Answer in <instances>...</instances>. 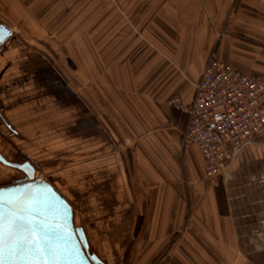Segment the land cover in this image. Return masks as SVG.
I'll return each instance as SVG.
<instances>
[{"label":"crops","instance_id":"crops-1","mask_svg":"<svg viewBox=\"0 0 264 264\" xmlns=\"http://www.w3.org/2000/svg\"><path fill=\"white\" fill-rule=\"evenodd\" d=\"M52 8L60 13L61 0ZM8 28L0 59L14 53L0 60V132L17 163L56 169L47 180L71 201L89 246L119 252L112 231L120 242L135 230L134 257L148 261L175 238L162 264H258L249 257L264 252L250 247L262 244L264 229L251 214L264 212V137L209 179L198 146H182L187 116L167 101L194 95L211 53L264 81V0H82L64 26L78 78L66 62L63 74L46 59L36 60L34 77L6 74H16L23 49ZM12 172L23 174L0 162V178Z\"/></svg>","mask_w":264,"mask_h":264},{"label":"built area","instance_id":"built-area-1","mask_svg":"<svg viewBox=\"0 0 264 264\" xmlns=\"http://www.w3.org/2000/svg\"><path fill=\"white\" fill-rule=\"evenodd\" d=\"M167 104L187 116L182 146H198L209 179L222 176L244 145L264 137V81L214 53L194 95L188 101L173 95Z\"/></svg>","mask_w":264,"mask_h":264},{"label":"rangeland","instance_id":"rangeland-1","mask_svg":"<svg viewBox=\"0 0 264 264\" xmlns=\"http://www.w3.org/2000/svg\"><path fill=\"white\" fill-rule=\"evenodd\" d=\"M58 1L60 0H47L41 4L42 6H40V4L37 5L38 0H0V22L15 30L14 36L16 37H14L15 40H12V42H14L13 44H17V47L23 48L19 57L16 58V61L18 62V65H16V74L13 75V72H15L14 69L7 73L4 71V73L9 74V76L12 75L13 78L17 76L34 77V69L32 66L38 62L36 60L46 59L49 63L57 65L63 74V65L66 62L68 70L73 73L75 78H78L76 76L78 71L75 70L71 63L68 64L65 55L64 26L70 19L71 15L76 17L79 14L82 0H66V2L61 0L62 11L56 14L52 12V7L53 4L58 3ZM12 53L14 52H10V54ZM10 54H7L6 57ZM6 57L0 60L5 61V59H7ZM23 62L27 63L23 64ZM8 68L9 67H6V69ZM3 77V73H0V91ZM10 139V136L4 135L0 132V146H2L4 150L3 152L10 156L13 161L19 162L20 160L17 161L16 159L17 150H15L13 146L14 144ZM25 157L30 159V155H26ZM55 171L56 169H52V167L36 169V177H42L41 179L48 181L47 179L56 178V176H54L56 173ZM19 176L18 173L12 172L7 179L0 178V186L15 182ZM21 176L23 177L24 173ZM220 177L216 180H220ZM80 207L81 206L78 203V216L80 222H84V220L86 222L87 216L83 215ZM251 217V219H255L256 222H260L261 228L264 229V212L253 213L251 214ZM112 232L115 234L113 240L117 244L119 243V252H117L115 247H112L111 245L105 248L102 242L90 246L91 253L98 252L105 254L106 257H101V259L106 264H162L166 261V257H162L163 254H166L164 252H166V250H171L173 244L176 242L174 238V243L170 244V247H166L163 254L158 257H152L151 260L148 261V257H134L136 236L140 234L139 231L129 230L126 239H118L120 242L116 239L117 234L115 230ZM183 232L184 230L181 231V233ZM146 243L145 249H148V241ZM186 248L184 249H186L187 254L189 252L192 253L194 252L193 250H195V247L187 246ZM254 249L255 251L258 250L257 253L264 252V240L262 241V244L250 247V250ZM195 254H198V252ZM108 255H110V257H107ZM194 258L199 259V257H181L176 261V258L172 257L171 262L172 264H194ZM249 260L258 264H264V257H249Z\"/></svg>","mask_w":264,"mask_h":264},{"label":"water","instance_id":"water-1","mask_svg":"<svg viewBox=\"0 0 264 264\" xmlns=\"http://www.w3.org/2000/svg\"><path fill=\"white\" fill-rule=\"evenodd\" d=\"M5 29L3 39L11 32L8 27ZM0 161L24 173L22 179L0 186V213L17 205L38 210L42 231L59 250L55 259L45 257L47 264H106L96 253H91L86 232L75 225L72 203L62 191L36 178V168L30 161H10L1 151Z\"/></svg>","mask_w":264,"mask_h":264},{"label":"snow or ice","instance_id":"snow-or-ice-1","mask_svg":"<svg viewBox=\"0 0 264 264\" xmlns=\"http://www.w3.org/2000/svg\"><path fill=\"white\" fill-rule=\"evenodd\" d=\"M38 210L13 206L0 213V264H47L58 248L42 231Z\"/></svg>","mask_w":264,"mask_h":264},{"label":"flooded vegetation","instance_id":"flooded-vegetation-1","mask_svg":"<svg viewBox=\"0 0 264 264\" xmlns=\"http://www.w3.org/2000/svg\"><path fill=\"white\" fill-rule=\"evenodd\" d=\"M5 27H7L5 24L0 22V48L2 47L3 44H6L7 41L9 40L10 36H11V32L8 34V36L3 39L4 34L6 33V29ZM13 161V160H12ZM1 162V161H0ZM15 162V161H14ZM2 163V162H1ZM4 164V163H3ZM6 165V164H5ZM8 167V165H6ZM10 167V166H9ZM24 177V176H23ZM21 175L19 176L18 179H22L23 178Z\"/></svg>","mask_w":264,"mask_h":264},{"label":"bare ground","instance_id":"bare-ground-1","mask_svg":"<svg viewBox=\"0 0 264 264\" xmlns=\"http://www.w3.org/2000/svg\"><path fill=\"white\" fill-rule=\"evenodd\" d=\"M37 178V177H36Z\"/></svg>","mask_w":264,"mask_h":264}]
</instances>
